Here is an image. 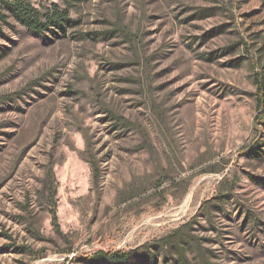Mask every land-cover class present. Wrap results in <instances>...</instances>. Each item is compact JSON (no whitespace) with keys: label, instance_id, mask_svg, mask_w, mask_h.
Here are the masks:
<instances>
[{"label":"rangeland","instance_id":"1","mask_svg":"<svg viewBox=\"0 0 264 264\" xmlns=\"http://www.w3.org/2000/svg\"><path fill=\"white\" fill-rule=\"evenodd\" d=\"M29 1L70 23L0 21V264H264V0Z\"/></svg>","mask_w":264,"mask_h":264},{"label":"trees","instance_id":"2","mask_svg":"<svg viewBox=\"0 0 264 264\" xmlns=\"http://www.w3.org/2000/svg\"><path fill=\"white\" fill-rule=\"evenodd\" d=\"M8 14L13 15L30 31L40 35L44 34L46 31H50V26L65 32L64 25L70 23L66 12H62L56 3H53L52 8L42 14L29 0H0V21H6ZM42 17H44L45 20ZM254 82L257 89L256 114L254 120L256 125H262L264 127V75L262 73H256ZM44 184V190H48L50 192V198L53 199L56 196L57 190L54 170L52 168L47 171ZM52 205L51 213L53 214V221L56 224L57 214L55 200L52 202ZM169 239L170 237L160 239L158 241L160 247H165L171 242ZM181 252L182 250L179 249V253ZM133 254V251H109L104 254V258L115 262H125L131 259Z\"/></svg>","mask_w":264,"mask_h":264}]
</instances>
